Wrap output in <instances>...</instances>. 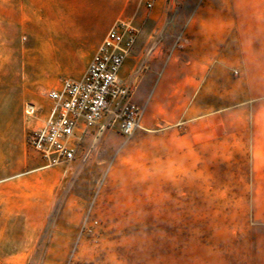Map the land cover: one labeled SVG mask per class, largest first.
Here are the masks:
<instances>
[{
    "label": "rangeland",
    "instance_id": "374dc122",
    "mask_svg": "<svg viewBox=\"0 0 264 264\" xmlns=\"http://www.w3.org/2000/svg\"><path fill=\"white\" fill-rule=\"evenodd\" d=\"M256 3L249 69L230 65L220 80V113L128 138L104 132L88 160L66 168L40 237L0 238V264H264V0Z\"/></svg>",
    "mask_w": 264,
    "mask_h": 264
},
{
    "label": "crops",
    "instance_id": "0c3cea01",
    "mask_svg": "<svg viewBox=\"0 0 264 264\" xmlns=\"http://www.w3.org/2000/svg\"><path fill=\"white\" fill-rule=\"evenodd\" d=\"M256 4L157 0L148 11L143 0H0V238L40 237L67 169L46 168L28 134L47 119L46 94L63 79L83 77L114 24L129 22L139 31L119 77L136 85L150 132L204 124L220 113V80L231 76L230 65L249 69ZM44 93L46 108L26 118L24 107L44 103ZM17 227L20 234L9 233Z\"/></svg>",
    "mask_w": 264,
    "mask_h": 264
},
{
    "label": "built area",
    "instance_id": "2783aa9c",
    "mask_svg": "<svg viewBox=\"0 0 264 264\" xmlns=\"http://www.w3.org/2000/svg\"><path fill=\"white\" fill-rule=\"evenodd\" d=\"M143 1L148 11L157 2ZM170 1L180 4L184 0ZM138 35V29L129 22H117L105 35L83 77L63 79L58 88L46 94L50 102L47 119L27 138L29 148L39 155L46 168L66 169L74 162H85L104 132H117L128 138L144 131V111L134 101L136 85L123 83L119 77ZM233 74L237 76L238 71ZM36 112L31 103L24 107L26 118H33ZM87 138L90 144L85 148Z\"/></svg>",
    "mask_w": 264,
    "mask_h": 264
}]
</instances>
